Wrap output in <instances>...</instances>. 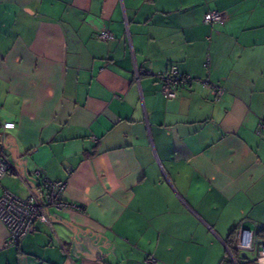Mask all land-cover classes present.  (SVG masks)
I'll return each mask as SVG.
<instances>
[{
    "label": "crops",
    "instance_id": "1",
    "mask_svg": "<svg viewBox=\"0 0 264 264\" xmlns=\"http://www.w3.org/2000/svg\"><path fill=\"white\" fill-rule=\"evenodd\" d=\"M172 64L199 81L167 98ZM0 121V193L38 168L74 204L18 245L0 221V264H232L264 226V0H0Z\"/></svg>",
    "mask_w": 264,
    "mask_h": 264
},
{
    "label": "built area",
    "instance_id": "2",
    "mask_svg": "<svg viewBox=\"0 0 264 264\" xmlns=\"http://www.w3.org/2000/svg\"><path fill=\"white\" fill-rule=\"evenodd\" d=\"M224 14L215 9H209L203 14L205 23L222 22ZM99 37L102 39L112 38V33L103 30ZM138 77V72L135 73ZM160 89L164 96L173 98L179 88L189 85L194 81H199L190 74L180 71L176 64H172L165 71L158 73ZM211 88V93L218 98L223 93V88L210 83L207 79L202 80ZM14 121H0V178L5 176L12 169V165L4 153L3 132L15 128ZM264 128V123H260L258 129ZM39 177V192L36 194L29 192L25 198L18 197L6 188L0 193V221L7 230L6 243L18 245L21 240L34 230L36 220L50 225L49 213L52 211H63L74 207L63 198L66 188L65 180H55L42 174L40 169L34 171ZM234 250L226 245V252L232 264H264V226L254 224L248 228L243 222H239L234 228ZM156 259L148 255L144 263L155 264Z\"/></svg>",
    "mask_w": 264,
    "mask_h": 264
},
{
    "label": "trees",
    "instance_id": "3",
    "mask_svg": "<svg viewBox=\"0 0 264 264\" xmlns=\"http://www.w3.org/2000/svg\"><path fill=\"white\" fill-rule=\"evenodd\" d=\"M177 95V94H176ZM176 97V96H175ZM174 98V97H173ZM234 235L235 232L234 230L231 232V234L229 235L228 240L226 241V245L231 249V251L233 252V254L236 255V251L234 250Z\"/></svg>",
    "mask_w": 264,
    "mask_h": 264
},
{
    "label": "rangeland",
    "instance_id": "4",
    "mask_svg": "<svg viewBox=\"0 0 264 264\" xmlns=\"http://www.w3.org/2000/svg\"><path fill=\"white\" fill-rule=\"evenodd\" d=\"M241 264H243L242 262H240Z\"/></svg>",
    "mask_w": 264,
    "mask_h": 264
}]
</instances>
